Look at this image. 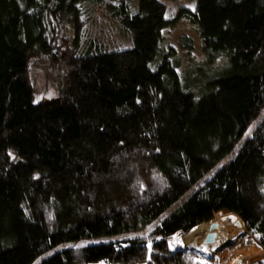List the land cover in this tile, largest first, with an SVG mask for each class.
<instances>
[{"label": "trees", "instance_id": "1", "mask_svg": "<svg viewBox=\"0 0 264 264\" xmlns=\"http://www.w3.org/2000/svg\"><path fill=\"white\" fill-rule=\"evenodd\" d=\"M115 1L0 0V264H212L173 238L223 210L264 248V117L236 148L264 108V0L188 11L228 64L196 93L171 60L153 65L165 2ZM99 6L133 46L85 34ZM34 63L50 97H36Z\"/></svg>", "mask_w": 264, "mask_h": 264}, {"label": "rangeland", "instance_id": "2", "mask_svg": "<svg viewBox=\"0 0 264 264\" xmlns=\"http://www.w3.org/2000/svg\"><path fill=\"white\" fill-rule=\"evenodd\" d=\"M116 2L115 0H111ZM167 5V18L171 22L163 30L162 44L159 51L157 59L154 61L153 65H157L163 59H169L176 66L181 79L184 82V86L190 90L197 91L203 86V82L210 77H214L219 74V72L227 67V59L224 56H209L203 47V40L199 31L198 25L191 20L187 15L189 12H195L196 1L197 0H162ZM139 0H130V4L133 9L138 6ZM93 15L89 14L88 19H86V24L84 25L85 34L90 37H97L99 40L107 45L111 49H126L133 46L132 34L128 32L118 20L116 16L110 13V10H105L104 7L99 6L93 8ZM34 65V66H33ZM32 65L33 81L36 89V97L42 98L52 95V73L48 68L47 64H44L39 68L35 63ZM264 117V108L261 114L251 123L250 127L243 135V137L237 143L236 148L239 149L245 139L252 134L253 129L257 123ZM234 156V154H233ZM232 155H228L222 159L215 167L209 172V174L203 179L207 180L211 175H213L218 169L223 167ZM198 185L194 186V190ZM192 192V191H191ZM188 194L184 195L183 198L172 207L174 209L177 207ZM225 211V210H223ZM222 212V211H220ZM218 212V213H220ZM228 212V211H226ZM230 214L236 215L234 213L228 212ZM160 221L155 222L151 225V229L158 224ZM150 229H146L142 232L121 235L118 237L104 236L97 238H90L85 240V244H95L115 238L121 237H132L136 235L146 234ZM184 235L177 234L174 236V241L177 242L183 248H191L200 254L206 260H209L212 264H225V262H219L218 256L224 250L232 252L234 250L233 244H228L225 249L216 252H204L200 250L199 247L193 246L192 244H187L184 241ZM251 239L255 243V237L245 230V232L240 233V239ZM258 244V243H257ZM259 245V244H258ZM261 247V252L264 254V248ZM59 249L53 248L49 250L43 257H48L58 251ZM40 260L35 261L33 264H37Z\"/></svg>", "mask_w": 264, "mask_h": 264}, {"label": "bare ground", "instance_id": "3", "mask_svg": "<svg viewBox=\"0 0 264 264\" xmlns=\"http://www.w3.org/2000/svg\"><path fill=\"white\" fill-rule=\"evenodd\" d=\"M213 222L219 224V227L213 230L214 239L204 243L203 240L210 232V225ZM245 230L246 227L238 216L222 211L215 213L209 221L197 225L183 239L185 243L208 253L223 250L228 244H233L232 252L224 250L218 256L219 262L225 264H264V254L257 243L248 238L239 240L240 233Z\"/></svg>", "mask_w": 264, "mask_h": 264}, {"label": "water", "instance_id": "4", "mask_svg": "<svg viewBox=\"0 0 264 264\" xmlns=\"http://www.w3.org/2000/svg\"><path fill=\"white\" fill-rule=\"evenodd\" d=\"M237 216V215H236ZM219 227V224L216 222L211 223L210 225V232L206 235V237L204 238V243H209L214 239V233L213 230L217 229Z\"/></svg>", "mask_w": 264, "mask_h": 264}]
</instances>
